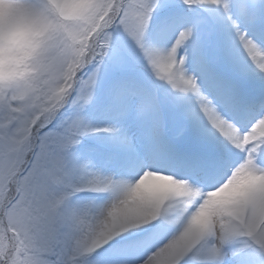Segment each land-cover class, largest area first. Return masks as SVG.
<instances>
[{"label":"snow or ice","instance_id":"1","mask_svg":"<svg viewBox=\"0 0 264 264\" xmlns=\"http://www.w3.org/2000/svg\"><path fill=\"white\" fill-rule=\"evenodd\" d=\"M0 264H264V0H0Z\"/></svg>","mask_w":264,"mask_h":264},{"label":"clouds","instance_id":"2","mask_svg":"<svg viewBox=\"0 0 264 264\" xmlns=\"http://www.w3.org/2000/svg\"><path fill=\"white\" fill-rule=\"evenodd\" d=\"M10 39H16L15 36L13 37H10ZM160 184V181L156 180L155 178H152V177H149V178H146L145 180V185L146 186H156Z\"/></svg>","mask_w":264,"mask_h":264}]
</instances>
